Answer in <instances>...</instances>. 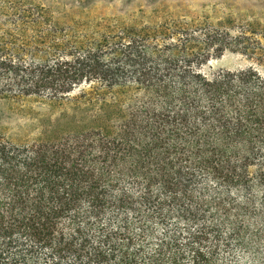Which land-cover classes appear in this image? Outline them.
Masks as SVG:
<instances>
[{
  "label": "trees",
  "instance_id": "1",
  "mask_svg": "<svg viewBox=\"0 0 264 264\" xmlns=\"http://www.w3.org/2000/svg\"><path fill=\"white\" fill-rule=\"evenodd\" d=\"M0 1V99L59 109L0 139V264H264V76L67 47L36 0Z\"/></svg>",
  "mask_w": 264,
  "mask_h": 264
},
{
  "label": "rangeland",
  "instance_id": "2",
  "mask_svg": "<svg viewBox=\"0 0 264 264\" xmlns=\"http://www.w3.org/2000/svg\"><path fill=\"white\" fill-rule=\"evenodd\" d=\"M36 4L48 9L60 25V40L67 47L111 52L124 39L119 44L131 45L125 52H209L201 65L194 66L206 76L248 68L264 76V65L241 53L264 52V0H36ZM88 87L81 85L73 96ZM58 115L59 109H50L40 99H0V139L14 145L35 142L48 120ZM258 198L264 200V186Z\"/></svg>",
  "mask_w": 264,
  "mask_h": 264
}]
</instances>
